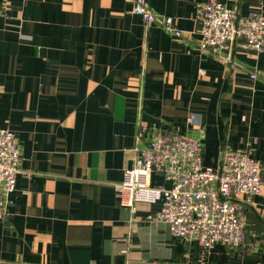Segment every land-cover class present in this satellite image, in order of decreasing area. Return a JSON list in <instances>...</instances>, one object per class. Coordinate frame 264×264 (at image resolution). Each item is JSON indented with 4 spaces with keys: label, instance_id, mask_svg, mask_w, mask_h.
Instances as JSON below:
<instances>
[{
    "label": "crops",
    "instance_id": "obj_1",
    "mask_svg": "<svg viewBox=\"0 0 264 264\" xmlns=\"http://www.w3.org/2000/svg\"><path fill=\"white\" fill-rule=\"evenodd\" d=\"M206 1L147 0L178 19L181 38L145 23L134 0L0 3V127L22 157L0 218V264H264V170L234 250L176 238L156 219L161 201L133 208L118 195L142 124L195 134L194 116L207 166L229 146L264 168V52L225 49L227 63L199 50ZM217 1L264 16V0ZM151 184L170 187L158 173Z\"/></svg>",
    "mask_w": 264,
    "mask_h": 264
},
{
    "label": "built area",
    "instance_id": "obj_2",
    "mask_svg": "<svg viewBox=\"0 0 264 264\" xmlns=\"http://www.w3.org/2000/svg\"><path fill=\"white\" fill-rule=\"evenodd\" d=\"M134 1L132 12L145 23L183 37L185 33L175 16L155 12L147 0ZM0 3L5 9L7 0ZM198 21L199 50L211 49L227 63L232 62V57L223 54L225 49L264 52L263 15L243 16L235 8L209 0L202 3ZM258 76L256 71L250 73L252 79ZM188 124L195 134L177 130L151 132L147 125L140 126L139 154L134 166L124 170V179L117 186L120 201L133 208L140 201H161L156 219L166 221L174 237L196 240L206 250L216 244L238 249L245 240L246 208L262 190L264 168L249 151L229 146L222 149L216 168L207 166L201 119L191 116ZM147 133L150 137L144 141ZM144 142L147 144L140 146ZM21 160L15 134L0 127V218L8 215L9 195L15 190ZM153 173L162 175L170 187L152 185Z\"/></svg>",
    "mask_w": 264,
    "mask_h": 264
}]
</instances>
